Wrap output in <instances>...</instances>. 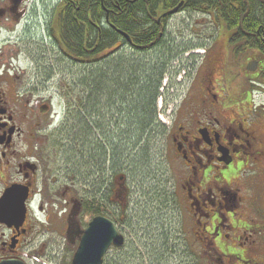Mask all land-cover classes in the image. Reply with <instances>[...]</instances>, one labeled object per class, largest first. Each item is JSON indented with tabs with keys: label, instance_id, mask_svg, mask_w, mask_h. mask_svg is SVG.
I'll use <instances>...</instances> for the list:
<instances>
[{
	"label": "flooded vegetation",
	"instance_id": "obj_1",
	"mask_svg": "<svg viewBox=\"0 0 264 264\" xmlns=\"http://www.w3.org/2000/svg\"><path fill=\"white\" fill-rule=\"evenodd\" d=\"M141 3L156 38L152 51L135 31L140 21L129 20ZM67 36L74 45L82 40L87 53L101 43L102 54L169 50L170 59L185 55L177 67L188 61L193 70L165 130L163 157L172 164L176 199L174 177L181 189L177 227L134 252L138 264L174 253L181 264L190 256L195 264H264V232L255 217L264 211V188L253 184L264 185V0H0V264H26L25 256L54 260L57 247L46 250L62 239L75 253L83 231L105 216L99 208L105 194L96 207L90 190L77 200L71 184L61 188L54 153L41 143L57 129L54 93L45 78H24L18 64L35 40L63 57L64 49L75 53ZM260 198L257 210L252 204Z\"/></svg>",
	"mask_w": 264,
	"mask_h": 264
},
{
	"label": "rangeland",
	"instance_id": "obj_2",
	"mask_svg": "<svg viewBox=\"0 0 264 264\" xmlns=\"http://www.w3.org/2000/svg\"><path fill=\"white\" fill-rule=\"evenodd\" d=\"M162 51L139 54L129 49H122V51L110 54L104 60L100 59L97 64H91V67H85L66 60L63 56L56 54L49 45L45 43L42 45L40 41L35 40L29 42V49H25L24 55L20 56V62H18L19 66L26 71L24 78L33 79L35 74L45 78L49 83V90L54 93L53 106L59 112L55 126L57 129L54 135H47L41 143L47 152L50 150L54 153L53 164L58 173L57 176H61V188L63 189L65 183L71 184L77 200H86V197H89L86 193L90 190L96 207L101 204L103 194L106 196L105 204L108 205L101 204L99 208L104 210L105 217L115 223L119 232L126 239L124 250L112 248L107 254L106 260L113 264H138L141 255L139 254L135 258L134 252L139 249L143 251L146 249L145 246L152 247V242L160 230L166 229L167 231L169 226L172 229L177 227L178 216L175 208L178 203L179 206L182 205L181 189L174 177L177 188L176 199L172 194L171 178L174 174L172 164H167L163 157L166 142L165 130L170 121L168 112L186 87V75L193 70L187 63L188 61H183V65L177 67L180 64V58L184 60L185 55L174 56V59L167 58L168 55L162 58L164 55ZM165 53H169V50ZM35 62H37L38 68L33 65ZM155 64L157 66L165 64L159 90L161 97L156 103L157 120L163 127L159 128L154 123L148 128L149 132L143 136L140 132L135 135L139 128L136 125L138 121L125 125L127 106L124 103L121 104L120 101L109 102L104 86L112 88L114 82L120 84L122 72L125 73L130 67L139 66L137 72H140L142 68L149 70ZM99 71L102 74L99 75ZM86 82L89 85L91 83L92 94L89 93L90 87L86 86ZM98 83H100L101 89L96 91V95L94 87L96 90ZM93 99H97L96 108L98 111L95 112H98V118H94L93 123H88L86 117L92 111L89 106ZM120 106L122 110L124 109L123 113L118 111ZM100 118L101 121H99ZM101 124H103L105 132L99 133L97 129ZM127 126L130 130L128 135L115 133L121 128L120 130L126 134ZM84 127L85 130L88 128L92 134H95L94 138L93 135L91 138L96 141V145L91 149H78L87 131L76 132ZM79 134L82 139L76 143L74 139ZM116 138L120 141H117ZM101 140L114 142L121 152H118L119 157L111 156L110 146H106V143ZM73 142L76 143L75 146L72 145ZM62 144L66 146L62 147ZM71 146L73 147L71 148ZM97 147L102 148L103 152L98 154L95 150ZM106 150H108V157L104 155ZM92 155H96V158L90 157ZM43 160L46 163L47 156L43 155ZM247 175L250 180L255 179L251 172H248ZM120 177L122 180H119ZM120 182L123 184L124 192L122 194L124 196L122 195L121 198L119 194V199L117 192L119 193L120 186L118 184ZM253 184L264 188V185ZM107 185L109 193L104 190ZM62 192L64 197L68 195L66 191L62 190ZM252 205L259 210L263 206V202L260 198ZM255 217L260 221L259 225L262 226L264 232V211L257 213ZM84 219L89 220L88 217ZM185 232V237L192 242L191 233L189 234L187 230ZM64 242L62 239L47 248L46 251L57 247L59 252L54 260L50 261L44 258L43 261L46 264H71L74 250L69 245H63ZM145 257L146 255H144ZM188 261L190 264H195L192 256ZM181 263V259L176 253L157 257L155 262V264Z\"/></svg>",
	"mask_w": 264,
	"mask_h": 264
},
{
	"label": "trees",
	"instance_id": "obj_3",
	"mask_svg": "<svg viewBox=\"0 0 264 264\" xmlns=\"http://www.w3.org/2000/svg\"><path fill=\"white\" fill-rule=\"evenodd\" d=\"M143 9H144V6L141 3L138 6V9L132 10V16H129V20L130 21H133V20H135V21L139 20L140 21L139 25H137V24L135 25L136 26L135 31L141 32V34H142L140 36L141 42H143V44H147V47H145L146 49L151 50L152 48H150L149 44L151 41L154 40L155 35H152L146 29L148 23L143 22V20H142ZM127 20H128V17H127ZM113 39H115V37L110 36V41H112ZM65 40H66V44L70 47V49H71V47H73L74 49H77V51L75 53L70 54L69 50H68L69 51V53H68L64 49L63 50L64 57L67 59H71L72 62L79 63L80 65H85V64H82V61L83 60H89L90 58H93V60L95 59L96 63L95 62L94 63L97 64V61H99L100 59L104 60V59H106V57H109L110 54L112 55L115 53V51L110 50V53L102 55V52L99 50L102 47H104V45L102 43L100 44L99 49L95 48L92 53H87L84 51V49H86V47H85L82 40L78 39L76 41L75 45L73 44V40L69 36L65 37ZM146 53H150V52H146ZM154 53H157V52H154ZM163 54L164 55L162 58H164L166 55L169 56V53H163ZM168 56H167V58H168ZM79 61H81V62H79ZM165 62H166V60H165ZM83 63H87V62H83ZM87 65L88 64H86L85 67H89ZM164 65L157 66V64H155V65L151 66L149 68V70H147V69L145 70L142 68L140 72H137L139 69V66L130 67L128 69V71H126L125 73H124V71L122 72V75L120 76L121 77L120 78V84L117 82H114L112 88L104 86V90L107 93L106 96H107V99L109 100V102H113V101L119 102L120 101L121 104L124 103L125 106H127V108L125 109V112L127 111V115H125L127 123L125 122V125L126 124L128 125L129 122L135 123L138 121V123L136 125L139 128L137 129V132L135 133V135L138 132H140L141 136H143L145 133L149 132L148 128H150L154 123H156L159 128L163 127V125L161 123H159L157 120L156 103H157L158 98L161 97L159 90L161 89V80H162V77H163L164 71H165ZM96 72L98 73V71H96ZM100 74H102V73L99 71V75ZM90 85H91V83H90ZM90 85L87 84V82H86V86L88 88L90 87L89 93L92 90ZM99 85H100V83H98L96 90L94 87V93H96L97 90L101 89V87ZM88 88H87V90H88ZM91 94H92V92H91ZM96 95H97V93H96ZM96 104H97V99H93L92 103L90 104L91 106H89V107H91L90 110H92V111L91 112L89 111L90 113L86 117L88 123H93L94 118H98V116H97L98 112H95V111H98L96 108ZM121 106H120V110H118V111L123 113L124 109L122 110ZM99 121H101V118L99 119ZM118 125H117V127H118ZM128 128L129 127L127 126L126 134H125V132H122L120 130L121 128L115 133H117V134L121 133L124 135H128L127 133L130 132V130H128ZM80 130H81V132H83V131L84 132L87 131V132H86V136H84V139L81 142V145L79 146V149L85 150V149L93 148L96 145V141L92 140L91 135H93V138H94L95 134L94 133L92 134L91 130L88 128L85 130V127L78 129V132H76V133H81ZM97 130L99 131V133L101 132V130H102V132H105L103 129V124H101L99 129H97ZM107 134H108V132H107ZM107 134H105V135H107ZM80 135L81 134L76 136V138L74 140L79 142V140L82 139V136H80ZM120 137H121V135L119 136V138ZM116 140L120 141L118 138H116ZM102 141H104L106 143V144L104 143L106 146H110L111 156L115 155V156L119 157L118 152H120V151H119L118 146L114 142H110V141L107 142L106 140H102ZM68 144L71 145L70 143H68ZM112 144H114V145H112ZM72 145H73V143H72ZM64 146H66V145L62 144V147H64ZM72 147L73 146H71V148ZM95 150L97 151L98 154H100V152L102 151V148L100 149L99 147H97ZM107 153H108V150L105 151L104 155L106 154V156L108 157L109 154H107ZM174 248H176V247H174ZM104 264H113V263L112 262L109 263L107 260H105Z\"/></svg>",
	"mask_w": 264,
	"mask_h": 264
},
{
	"label": "water",
	"instance_id": "obj_4",
	"mask_svg": "<svg viewBox=\"0 0 264 264\" xmlns=\"http://www.w3.org/2000/svg\"><path fill=\"white\" fill-rule=\"evenodd\" d=\"M124 243L114 223L105 217H96L88 225L72 258V264H103L110 247L120 248ZM2 264H22L9 262Z\"/></svg>",
	"mask_w": 264,
	"mask_h": 264
},
{
	"label": "bare ground",
	"instance_id": "obj_5",
	"mask_svg": "<svg viewBox=\"0 0 264 264\" xmlns=\"http://www.w3.org/2000/svg\"><path fill=\"white\" fill-rule=\"evenodd\" d=\"M260 93V92H259ZM189 248V247H188Z\"/></svg>",
	"mask_w": 264,
	"mask_h": 264
}]
</instances>
